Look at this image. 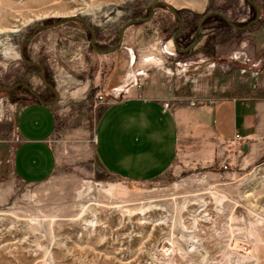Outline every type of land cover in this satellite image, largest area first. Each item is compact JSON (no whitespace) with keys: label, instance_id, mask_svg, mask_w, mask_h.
<instances>
[{"label":"rangeland","instance_id":"obj_1","mask_svg":"<svg viewBox=\"0 0 264 264\" xmlns=\"http://www.w3.org/2000/svg\"><path fill=\"white\" fill-rule=\"evenodd\" d=\"M156 1L170 3L184 19L181 47L194 40L208 12L220 11L237 25L256 18L248 0H0V86L21 85L15 98L0 92V160L18 143L17 113L38 99L25 85L44 100L55 98L40 68L22 59L23 39L37 25L76 16L95 29L98 46L108 48L126 21L148 16ZM254 1L260 18L253 26L264 21V0ZM179 27L171 9L158 5L151 20L132 28L133 36L167 44L173 53L148 66L130 62L126 50L116 58L97 52L91 32L76 20L44 27L25 44L26 57L44 66L60 93L53 138L58 165L41 183L8 182L0 172V264H264V156L247 159L239 145L215 141L194 125L186 104L176 107L178 151L161 177L123 179L95 157V127L107 104L201 69L171 65V57L186 55L172 43ZM205 29L224 43L251 37L217 14L204 22L203 36ZM138 67L148 69L139 70L145 80L134 87ZM112 74L127 80H111Z\"/></svg>","mask_w":264,"mask_h":264},{"label":"crops","instance_id":"obj_2","mask_svg":"<svg viewBox=\"0 0 264 264\" xmlns=\"http://www.w3.org/2000/svg\"><path fill=\"white\" fill-rule=\"evenodd\" d=\"M135 25L125 30L113 58L126 50L130 62L141 61L148 66L150 62L162 64L167 60L166 53L173 54L167 44L133 36ZM250 28H236L251 34L238 44L208 38L205 29L201 41L184 53V58L170 60L178 69L182 63L200 64L201 69L186 70L187 78L183 81L158 80L150 88L146 84L144 95H131L107 104L95 127V157L102 168L133 181L161 177L177 155L180 124L176 107L185 104L188 110L182 109L191 114L194 125L215 141L231 142L240 135L245 158L264 156V21ZM173 46L178 50L174 43ZM140 69L148 68L138 67L134 87H140L145 80ZM113 78L127 80L123 74H112ZM16 129L19 141L10 155L1 156L0 172L8 174L11 178L8 182L46 181L58 165L53 148L57 129L54 105L38 99L24 104L16 115Z\"/></svg>","mask_w":264,"mask_h":264},{"label":"water","instance_id":"obj_3","mask_svg":"<svg viewBox=\"0 0 264 264\" xmlns=\"http://www.w3.org/2000/svg\"><path fill=\"white\" fill-rule=\"evenodd\" d=\"M248 1L256 9V18L251 23H248L245 26H239V25L233 23L224 13H222L220 11H211V12H208V13H206L202 17L201 21L198 23L197 35L195 36L194 40L188 46H186V47H181L179 45L178 39H177L178 36L182 32H184V30H185V22H184V19L180 15L179 11L176 8H174V6H172L170 3L164 2V1H156V2H153L151 4V10H150L148 16H146V17H139V18H132V19L126 21L121 26V28L119 30V38H118V41L114 45H112L111 47H108V48H102V47H99L98 46V44L96 43L97 42V33H96L95 29L85 19L80 18V17H76V16H65V17H61L58 21H56L54 23H51V24H48V25H37L34 28L32 34L29 35L28 37L24 38L23 41L21 42L20 55H21L22 59L24 60V62L26 64H28L30 66H37V67L40 68L42 80L44 81V83L48 87H50L54 91L55 98L52 101H44L40 95H38L36 92L32 91V89H31V87L29 85H25V87H27L34 95L37 96L38 100L41 101V102H43V103H47V104H50V105H54V104H56L59 101L60 93L56 89V87L54 86L53 83L47 81V79L45 77V69H44V66L42 64L36 62V61H33V60L28 59L26 57V55H25V52H24L25 44L28 41H30V39L33 37V35L36 32H38L40 29H42L44 27H56V26L62 25L63 23H65L67 21H73V20L80 21V22L84 23L86 25V27L89 29V31L91 32V35H92L91 41H90L91 46L97 52H99L101 54H108V53L114 52L115 50H117L121 46L122 41H123V38H124L125 30L128 27H130L132 25H135V24H139V23H143V22H147V21L151 20L154 17V15L156 14L157 6L158 5H163V6L169 7L171 9L172 13L179 19V22H180V27L173 33V36H172L173 43H174L175 47L180 52L187 53V52H190L193 48H195L198 45V43L201 41L202 36H203L204 22L212 14L219 15L220 17H222L224 20H226L234 28H237V29H248V28H250L260 18V7H259V5L254 0H248ZM0 89L1 90H6V91L11 90V88H4V87H0ZM244 149L247 150L248 149V146H245Z\"/></svg>","mask_w":264,"mask_h":264},{"label":"built area","instance_id":"obj_4","mask_svg":"<svg viewBox=\"0 0 264 264\" xmlns=\"http://www.w3.org/2000/svg\"><path fill=\"white\" fill-rule=\"evenodd\" d=\"M101 93V91H100ZM192 104H195V102H192ZM17 140L19 141V136L17 134L16 136ZM242 137L240 135H236L235 139L233 141H231L232 144H237L239 145L238 147L240 148L241 147V143H242ZM97 141V137H95V142ZM219 143H223L222 141H218ZM225 168H227V166L225 165Z\"/></svg>","mask_w":264,"mask_h":264},{"label":"flooded vegetation","instance_id":"obj_5","mask_svg":"<svg viewBox=\"0 0 264 264\" xmlns=\"http://www.w3.org/2000/svg\"><path fill=\"white\" fill-rule=\"evenodd\" d=\"M20 86H21V85H17V84H15V85H13L12 87H4V88H11V90L6 91V90H1V89H0V92L7 93L8 95H10V96H14V98H15V93H16V91H17V88L20 87ZM0 87H2V86H0ZM27 89H28V88H27Z\"/></svg>","mask_w":264,"mask_h":264}]
</instances>
